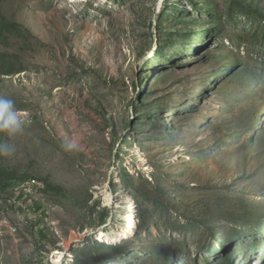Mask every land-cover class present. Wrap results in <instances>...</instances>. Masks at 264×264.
I'll return each mask as SVG.
<instances>
[{"label": "rangeland", "instance_id": "1", "mask_svg": "<svg viewBox=\"0 0 264 264\" xmlns=\"http://www.w3.org/2000/svg\"><path fill=\"white\" fill-rule=\"evenodd\" d=\"M0 33V264H264V0H0Z\"/></svg>", "mask_w": 264, "mask_h": 264}, {"label": "clouds", "instance_id": "2", "mask_svg": "<svg viewBox=\"0 0 264 264\" xmlns=\"http://www.w3.org/2000/svg\"><path fill=\"white\" fill-rule=\"evenodd\" d=\"M28 122L20 115L13 99L0 95V135L8 137V140L0 141V158H11L15 154L16 147L9 141L21 134ZM66 147L72 148L74 145L68 144Z\"/></svg>", "mask_w": 264, "mask_h": 264}, {"label": "bare ground", "instance_id": "3", "mask_svg": "<svg viewBox=\"0 0 264 264\" xmlns=\"http://www.w3.org/2000/svg\"><path fill=\"white\" fill-rule=\"evenodd\" d=\"M128 214L126 216V223L127 226L121 233L122 238H130L135 234V226H136V216H135V209L134 206L131 204L128 208ZM103 237V238H102ZM107 237L105 233H101L102 240H105ZM107 240V239H106Z\"/></svg>", "mask_w": 264, "mask_h": 264}, {"label": "trees", "instance_id": "4", "mask_svg": "<svg viewBox=\"0 0 264 264\" xmlns=\"http://www.w3.org/2000/svg\"><path fill=\"white\" fill-rule=\"evenodd\" d=\"M0 34H1V33H0ZM0 39H1V37H0ZM0 176L3 177V176H4L3 173H2ZM8 178H9V179H8L6 182L9 183L10 185H12V186H16V187H20V184H21L20 182L23 181V180H21V181H20V180H17V181H16V180L13 178L12 175H9ZM42 232H43V229H42Z\"/></svg>", "mask_w": 264, "mask_h": 264}]
</instances>
